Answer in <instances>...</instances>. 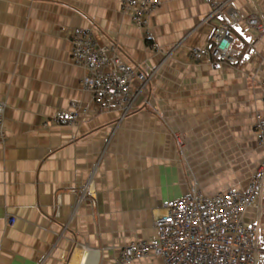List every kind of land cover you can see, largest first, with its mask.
Wrapping results in <instances>:
<instances>
[{
  "label": "crops",
  "instance_id": "crops-1",
  "mask_svg": "<svg viewBox=\"0 0 264 264\" xmlns=\"http://www.w3.org/2000/svg\"><path fill=\"white\" fill-rule=\"evenodd\" d=\"M160 1L138 28L122 0H0V264H113L124 246L155 238L166 204L195 183L208 196L248 187L264 157L255 132L264 32L239 23L237 63L213 69L210 57L190 54L211 46L220 19L204 22L210 5ZM230 11L264 28V0H233L224 18ZM75 28L92 29L99 45L117 42L130 65H161L146 105L123 121L98 111L81 88L89 72L71 61ZM72 103L88 111L81 122L46 123ZM88 184L95 203H78L71 190ZM260 202L246 223L264 218V192Z\"/></svg>",
  "mask_w": 264,
  "mask_h": 264
},
{
  "label": "built area",
  "instance_id": "built-area-1",
  "mask_svg": "<svg viewBox=\"0 0 264 264\" xmlns=\"http://www.w3.org/2000/svg\"><path fill=\"white\" fill-rule=\"evenodd\" d=\"M232 1L206 0L211 12L204 22L220 19V23L214 27L210 48L190 50L194 60L210 57L213 69L237 63L232 36L239 23L244 21L249 27L264 32L255 15L243 17L237 11H230L228 18H224V11ZM160 4V0H122V10L130 14L136 27L147 28ZM69 40L73 46L72 63L89 72L81 88L93 96L100 113L116 112L123 121L148 103L150 83L161 65L151 69L149 65L126 63L120 45L114 41L99 45L92 29L75 28ZM256 45L257 42L252 47ZM180 46L177 44L166 55L163 64ZM259 87L264 93V78ZM262 102L264 106V94ZM6 108L7 103L0 100V146L7 140ZM87 114L78 103H72L68 110L60 111L46 123L75 126ZM255 132L259 145L264 148V112L256 116ZM71 191L78 196V203L86 197L95 203L91 185ZM263 192L264 157L245 190L235 187L208 196L195 183L188 195L166 204L165 213L156 221L155 238L124 246L113 264H134L144 259H160L161 264H260L264 262V246L260 247L259 237L260 216L250 224L244 217L249 209L260 208ZM7 221L10 225L15 223L10 215Z\"/></svg>",
  "mask_w": 264,
  "mask_h": 264
},
{
  "label": "rangeland",
  "instance_id": "rangeland-1",
  "mask_svg": "<svg viewBox=\"0 0 264 264\" xmlns=\"http://www.w3.org/2000/svg\"><path fill=\"white\" fill-rule=\"evenodd\" d=\"M259 237H260V247L264 246V218L261 219L259 224ZM264 264V262L260 263Z\"/></svg>",
  "mask_w": 264,
  "mask_h": 264
},
{
  "label": "bare ground",
  "instance_id": "bare-ground-1",
  "mask_svg": "<svg viewBox=\"0 0 264 264\" xmlns=\"http://www.w3.org/2000/svg\"><path fill=\"white\" fill-rule=\"evenodd\" d=\"M89 251L88 250H85V258H86V255H88Z\"/></svg>",
  "mask_w": 264,
  "mask_h": 264
}]
</instances>
